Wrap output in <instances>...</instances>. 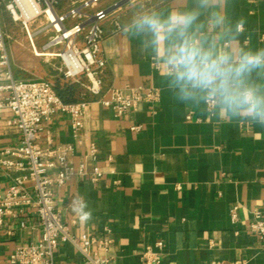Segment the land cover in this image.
I'll return each mask as SVG.
<instances>
[{
	"label": "crops",
	"instance_id": "obj_1",
	"mask_svg": "<svg viewBox=\"0 0 264 264\" xmlns=\"http://www.w3.org/2000/svg\"><path fill=\"white\" fill-rule=\"evenodd\" d=\"M219 2L242 24L243 43L264 46V0ZM128 9L113 10L118 31L110 20L104 24L101 94L107 96L111 88L152 87L159 98L120 118L92 104L78 135L62 113L44 126L39 145L72 146L76 166L89 144L98 149L88 175L54 191L63 222L77 238H110L108 252L101 254L109 264H143V250L157 242L163 244L160 264H264L261 244L248 232L251 212H264V126L221 120L172 99L161 74L122 31ZM6 71L0 66V84L7 82ZM4 96L0 92V101ZM13 118L10 110L0 109V153L19 142ZM93 165L103 173L95 182ZM10 183L0 166V195ZM233 208L236 222L231 221ZM40 240L33 209L7 218L0 230V264H10L17 246ZM80 261L70 245L60 244L56 264Z\"/></svg>",
	"mask_w": 264,
	"mask_h": 264
},
{
	"label": "built area",
	"instance_id": "obj_2",
	"mask_svg": "<svg viewBox=\"0 0 264 264\" xmlns=\"http://www.w3.org/2000/svg\"><path fill=\"white\" fill-rule=\"evenodd\" d=\"M103 0H0V9L13 23L19 24L30 43L35 56L38 52L35 41L39 35H49L43 46L45 56L59 59L60 71L70 83H80L85 78L84 93L77 101H67L58 89L47 80H16L10 71L6 49L7 36L0 20V66L7 68L5 84H0L4 99L0 109L13 113L12 125L19 142L0 153V166L10 179L9 187L0 195V230L7 218H16L25 209L31 208L38 216L41 240L28 246H17L10 255V264H56L55 254L60 244L70 245L80 256L78 264H109L101 256L111 246L110 238H77L63 222L55 200L54 191L72 178L88 175L87 166L96 164L98 149L91 143L79 164H74L75 150L72 146L43 148L38 140L44 126L58 113L69 117L72 131L78 135L83 128L81 118L92 104L112 110L117 118L139 109L144 104L158 101L156 88H111L102 96L106 60L102 44L105 37L104 24L112 22L115 31L120 29L112 17V8H100ZM33 24H40L31 32ZM49 52V53H48ZM190 119V115L187 116ZM139 127H132L138 131ZM14 173V174H13ZM103 175L93 165L91 180ZM231 221L238 219L237 208L230 211ZM25 228L24 223H20ZM248 232L261 244L264 254V212L254 209L248 224ZM11 234V232H7ZM163 244L146 247L141 254L143 264H160ZM75 264V263H74ZM239 264V263H227Z\"/></svg>",
	"mask_w": 264,
	"mask_h": 264
},
{
	"label": "clouds",
	"instance_id": "obj_3",
	"mask_svg": "<svg viewBox=\"0 0 264 264\" xmlns=\"http://www.w3.org/2000/svg\"><path fill=\"white\" fill-rule=\"evenodd\" d=\"M122 31L176 102L264 126V46L242 42V24L219 0H139Z\"/></svg>",
	"mask_w": 264,
	"mask_h": 264
},
{
	"label": "rangeland",
	"instance_id": "obj_4",
	"mask_svg": "<svg viewBox=\"0 0 264 264\" xmlns=\"http://www.w3.org/2000/svg\"><path fill=\"white\" fill-rule=\"evenodd\" d=\"M138 2L139 0H126V2L122 4L121 0H103L101 4H105V8H112V6L120 4L111 10V13H113V10H117L120 6L129 8V12ZM0 20L2 30L7 36L6 49L8 60L12 68V75L16 80H47L64 94L63 97L67 101H77L83 97V85L87 83L85 78H81L80 83H70L64 79L60 71L59 59L52 56L55 52L54 50L50 51L51 56H35L26 34L22 31L19 24L13 23L10 20L3 9H0ZM40 27V24H33L30 31L36 32ZM48 36L49 35L41 34L36 39L35 46L38 52H46L43 51V46L47 43ZM68 90L70 92H68Z\"/></svg>",
	"mask_w": 264,
	"mask_h": 264
},
{
	"label": "bare ground",
	"instance_id": "obj_5",
	"mask_svg": "<svg viewBox=\"0 0 264 264\" xmlns=\"http://www.w3.org/2000/svg\"><path fill=\"white\" fill-rule=\"evenodd\" d=\"M45 54L44 53H41V54H38L37 56H44Z\"/></svg>",
	"mask_w": 264,
	"mask_h": 264
},
{
	"label": "trees",
	"instance_id": "obj_6",
	"mask_svg": "<svg viewBox=\"0 0 264 264\" xmlns=\"http://www.w3.org/2000/svg\"><path fill=\"white\" fill-rule=\"evenodd\" d=\"M59 91V90H58ZM60 92V91H59ZM68 92H70L69 90H68ZM60 94L63 96L64 94L62 93V92H60ZM71 102H73V101H71Z\"/></svg>",
	"mask_w": 264,
	"mask_h": 264
},
{
	"label": "water",
	"instance_id": "obj_7",
	"mask_svg": "<svg viewBox=\"0 0 264 264\" xmlns=\"http://www.w3.org/2000/svg\"><path fill=\"white\" fill-rule=\"evenodd\" d=\"M119 5H120V4H117L115 7H117V6H119ZM115 7H114V8H115Z\"/></svg>",
	"mask_w": 264,
	"mask_h": 264
}]
</instances>
